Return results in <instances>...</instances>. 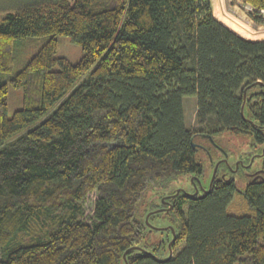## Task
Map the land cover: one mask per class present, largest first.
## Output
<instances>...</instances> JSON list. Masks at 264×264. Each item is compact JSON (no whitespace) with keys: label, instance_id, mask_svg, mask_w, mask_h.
I'll use <instances>...</instances> for the list:
<instances>
[{"label":"trees","instance_id":"1","mask_svg":"<svg viewBox=\"0 0 264 264\" xmlns=\"http://www.w3.org/2000/svg\"><path fill=\"white\" fill-rule=\"evenodd\" d=\"M242 1L261 23L264 0ZM57 35L80 45L77 62L55 57ZM28 36L46 39L8 78L23 91L11 115L0 75V264H264V159L242 188L243 168L224 163L209 191L196 185L221 156L208 135L224 152V131L264 145V39L219 21L211 0H39L0 19V73ZM193 175L197 193L164 191ZM235 192L248 212H228ZM162 197L171 209L153 211ZM150 211L175 233L166 260L148 247Z\"/></svg>","mask_w":264,"mask_h":264},{"label":"rangeland","instance_id":"2","mask_svg":"<svg viewBox=\"0 0 264 264\" xmlns=\"http://www.w3.org/2000/svg\"><path fill=\"white\" fill-rule=\"evenodd\" d=\"M36 1L39 0H0V19L6 12H10V11L13 12L22 5L33 3ZM211 4H212L213 15L219 21L227 25L229 28L233 29L236 33H238L242 37L251 40L264 39V23L262 22L256 23L253 21L252 17L248 15V11H249L248 5L245 4L242 0H211ZM56 37L58 43L55 52V57H65L71 63L77 62L82 55V50L80 45L73 42L70 39V37L67 35H57ZM45 39L46 36H28L24 38L15 39L14 41L12 67L9 71L0 73L1 77L5 79L8 83L7 85L8 115H11L14 112V110L22 107L23 104L22 88L13 87L9 83L8 78L14 75L21 68L24 60L31 57L38 50V48L44 43ZM182 105H183L185 126L192 130L197 126L196 98L194 96L184 97L182 100ZM215 139L220 143L221 147H224L227 150V152L226 151L225 152L228 154L227 160L229 165H231V167L233 166V164H235L236 158L242 157L245 158V161H247L248 159L251 160V158H249L248 156L249 151L256 150V152H258L261 151L262 149V146L253 144L252 140L247 134H234V133L232 134L230 132L224 131L222 133L216 134ZM215 147L218 149L217 146ZM263 159H264L263 156L255 157L252 165L248 169V171H250L249 175L245 174L244 168L242 171L243 173L240 172V174H238V172H235L236 170L234 171L237 178H239L240 175L245 174V178L243 176L242 181L239 182V188H242L244 182H247L250 179V177L254 175L253 172L259 171L257 169L260 167ZM218 160L221 159H217L215 162H217ZM213 167L214 165L211 166L210 164H208L206 172L202 174V177L199 180L200 184L198 180H196L197 181L196 185H201L204 189H208L210 178L213 172ZM233 168L234 167H232V169ZM191 178L190 176H180L175 181H173L168 188L164 189V191H169L171 189L174 190L185 189V191H192L194 187H192L191 181H193L194 178H196V176L193 175ZM95 197L96 196L94 192H91L87 197L88 203L86 204V208H85L84 220L89 223L92 222V208ZM152 202L158 203V200L155 199V201L154 200L152 201L151 192L146 193L142 202V206L148 208L150 206V203ZM227 210L229 213L239 214L242 212L244 213L248 212L249 208H247L243 196L240 193L235 192L233 195V199L230 203V206L228 207ZM151 222L154 228L157 229L153 230L151 232V235L147 238L148 243H150V244L147 243L148 247L151 249L160 247L158 248L159 255H165L167 253L166 247L169 250L168 243L171 240V230H170L171 224L166 220V217L163 215H158ZM161 240L163 241V243L158 244L157 242H160ZM181 245L183 244L180 243L179 245H177V247L179 248ZM1 254H2V250L0 249V257Z\"/></svg>","mask_w":264,"mask_h":264},{"label":"water","instance_id":"3","mask_svg":"<svg viewBox=\"0 0 264 264\" xmlns=\"http://www.w3.org/2000/svg\"><path fill=\"white\" fill-rule=\"evenodd\" d=\"M256 83H257V84H260V85H263L260 81H257ZM263 86H264V85H263ZM244 95H245V94H244ZM208 138L214 143V141H213V139L211 138L210 135H208ZM214 144H215V143H214ZM215 145L218 146L217 144H215ZM218 147H219V146H218ZM225 156H226V154H225ZM221 161L225 162L226 165L228 166V168H229L231 171H235V170L237 169V167H238V165H237V163H236V164H235V167L232 169V168L230 167V165L227 163V159H226V157H224L223 159L218 160L217 162H215L214 167H213V172H212V175H211V178H210V182H209V187H208V189H204V188L200 185L201 190L203 191V193L206 192V191H209V189H210V185H211L212 180L214 179V176H215V173H216V170H217L218 164H219ZM198 182H199V184H200V181H199V180H198ZM179 190H181V189H177V190H175V192H174L173 194H171L170 196H175V195L179 192ZM197 192H198V189L196 188V189L194 190L193 193H197ZM161 201L164 202V198H163V197L161 198ZM169 209H171V205H168L167 207H163V208H158V209L153 210V211H163V210H169ZM151 212H152V211L148 212V213L146 214V216H145V222H146V224L150 227V229H151V228H154V226L148 221V217H149V215L151 214ZM171 231H172V238H171L170 242L168 243V248H169V250H168V255H167L165 258H157V259H159V260H166V259L170 258L171 255H172L171 243H172V242L174 241V239H175V233H174L172 227H171ZM134 247H137V248H138L139 246H133V247H131V248H134ZM139 248H140V247H139ZM124 256H125V255H124Z\"/></svg>","mask_w":264,"mask_h":264},{"label":"flooded vegetation","instance_id":"4","mask_svg":"<svg viewBox=\"0 0 264 264\" xmlns=\"http://www.w3.org/2000/svg\"><path fill=\"white\" fill-rule=\"evenodd\" d=\"M214 144V143H213ZM215 145V144H214ZM216 146V145H215ZM218 147V146H217ZM218 149L219 150H221L220 151V153L222 154V156L221 157H219L218 159H223V156L224 157H226V159H228V154L226 153V152H224L223 151V149L222 148H219L218 147ZM253 150H251V151H249V153L248 154H250V156H249V158H251V160H247V161H245V158H242V157H238V158H236V162H235V164L237 163V165H238V167L237 168H239L240 166L242 167V168H244L245 170V174H247V175H249L250 174V171H248V169H249V167L252 165V163H253V161H254V159H255V157H257V156H263L264 155V145L262 146V149H261V151H258V152H256V151H254V152H252ZM250 152H252V153H250ZM225 154H226V156H225ZM252 157H253V159H252ZM252 161V162H251ZM220 163H224V165L226 166V168H227V170L228 171H230V172H234V171H231L229 168H228V166L226 165V163L225 162H223V161H221ZM219 163V164H220ZM227 163H228V160H227ZM229 164V163H228ZM235 164H233V166L232 167H235ZM230 167H231V165H230ZM231 167V168H232ZM237 170V169H236ZM257 170H259L258 172H256V174L254 175V176H252V177H255L256 176V178L258 177V178H260L261 176H262V174H261V170H262V168L261 167H259ZM252 173V172H251ZM224 175V174H223ZM192 179V178H191ZM166 196H168V195H166ZM166 196H164V197H166ZM162 206L163 207H167L168 205H171L170 204V201L168 200V198H164V202H162ZM161 206V207H162ZM162 207V208H163ZM170 229V228H169ZM171 230V229H170ZM171 238H172V235H171Z\"/></svg>","mask_w":264,"mask_h":264},{"label":"built area","instance_id":"5","mask_svg":"<svg viewBox=\"0 0 264 264\" xmlns=\"http://www.w3.org/2000/svg\"><path fill=\"white\" fill-rule=\"evenodd\" d=\"M248 8H249V10H251V7L249 5H248ZM258 14H259V16L261 18L262 23H264V7L259 9Z\"/></svg>","mask_w":264,"mask_h":264},{"label":"crops","instance_id":"6","mask_svg":"<svg viewBox=\"0 0 264 264\" xmlns=\"http://www.w3.org/2000/svg\"><path fill=\"white\" fill-rule=\"evenodd\" d=\"M233 30V29H232ZM234 31V30H233Z\"/></svg>","mask_w":264,"mask_h":264}]
</instances>
